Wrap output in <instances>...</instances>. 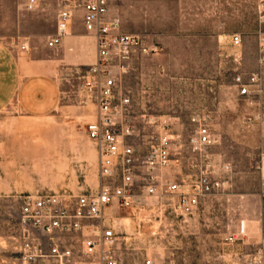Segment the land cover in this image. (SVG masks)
Listing matches in <instances>:
<instances>
[{
    "label": "rangeland",
    "instance_id": "1",
    "mask_svg": "<svg viewBox=\"0 0 264 264\" xmlns=\"http://www.w3.org/2000/svg\"><path fill=\"white\" fill-rule=\"evenodd\" d=\"M15 1L0 0V7L14 6ZM26 1L19 3L25 9ZM38 6L49 12L50 20L69 9L65 34L74 36L53 49L42 42L32 44L30 37L23 38L29 41L27 50L14 44L25 60L40 58L39 71L55 78L56 101L40 113L23 110L14 100L0 110V264H15L20 195L79 192L97 184L95 149L85 131L94 107L80 88L94 60L93 38L82 27L79 0H38ZM207 6L220 26L215 45L192 50L177 42L164 47L156 42L157 51L133 54L117 67L130 97L134 132L128 141L143 153L153 128L144 119L171 122L174 160L160 169L158 184L163 176L189 173L190 159L218 181L190 213L173 211L174 196L160 185L146 193L136 183L133 209L120 210L114 219L125 262L147 255L154 264H241L264 239V130L256 118L264 113V69L257 92L240 95L234 84L237 74L256 69L264 0H208ZM7 24L3 27L12 25ZM33 28L49 27L40 23ZM231 33L239 34L238 44L230 42ZM191 115L213 136L205 153L190 150ZM228 233L236 240L226 243Z\"/></svg>",
    "mask_w": 264,
    "mask_h": 264
},
{
    "label": "built area",
    "instance_id": "2",
    "mask_svg": "<svg viewBox=\"0 0 264 264\" xmlns=\"http://www.w3.org/2000/svg\"><path fill=\"white\" fill-rule=\"evenodd\" d=\"M82 24L93 38L94 60L88 63L82 75L81 91L94 107V116L86 122V135L96 154L97 184L93 190L79 192L46 191L20 195L19 234L15 245V264H154L147 255L125 262L121 239L114 219L120 210L133 209V189L136 183L146 193H153L160 185L173 194V211L190 213L200 198L218 186L205 167H196L190 159V172L179 178L162 177L161 168L174 160L171 157V122L159 117L144 119L153 126L147 135L145 152L128 141L133 134L130 116V97L118 78V64L136 53L157 51L156 41L143 33L119 29V21L108 15L107 0H79ZM35 0H27L33 8ZM71 12L63 8L56 17V31L47 39V45L56 47L67 32ZM264 21V6L259 13ZM232 44L240 42L238 33H231ZM29 41L19 44L27 50ZM256 69L246 76L237 74L234 84L237 93L257 92L258 75L264 69V31H258ZM264 130V113L256 116ZM189 120L193 131L189 136L190 150L205 153L213 136L196 115ZM179 154V151L177 152ZM234 233L225 236V242L236 240ZM264 239L248 254L241 264H262Z\"/></svg>",
    "mask_w": 264,
    "mask_h": 264
},
{
    "label": "crops",
    "instance_id": "3",
    "mask_svg": "<svg viewBox=\"0 0 264 264\" xmlns=\"http://www.w3.org/2000/svg\"><path fill=\"white\" fill-rule=\"evenodd\" d=\"M22 2L16 0L14 6L0 7V110L14 100L23 110L40 113L55 104V78L39 71L40 58L25 60L15 50L14 44L16 42L19 49L23 38L30 37L32 44L42 42L47 48H55L47 45V39L56 31V17L50 20L49 12L38 6V0H35L33 8L28 9L19 4ZM107 2L108 15L118 18L122 31L143 33L161 47L177 42L197 50L204 44L216 43L218 34L215 31L220 26L216 24L214 10L208 9V0ZM7 14L10 16L6 17ZM4 23L12 25L3 27ZM40 23H47L51 29L33 28ZM73 36L64 34L61 42L67 43ZM3 192L0 189V194ZM2 251L0 246V253Z\"/></svg>",
    "mask_w": 264,
    "mask_h": 264
}]
</instances>
